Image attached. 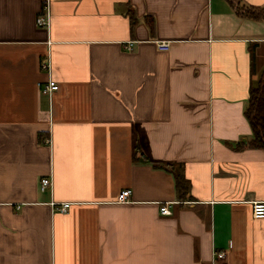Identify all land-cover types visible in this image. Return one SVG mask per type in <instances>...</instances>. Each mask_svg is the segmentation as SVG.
I'll list each match as a JSON object with an SVG mask.
<instances>
[{
    "label": "crops",
    "instance_id": "0c3cea01",
    "mask_svg": "<svg viewBox=\"0 0 264 264\" xmlns=\"http://www.w3.org/2000/svg\"><path fill=\"white\" fill-rule=\"evenodd\" d=\"M243 8L264 0H0V264H264L244 116L264 19Z\"/></svg>",
    "mask_w": 264,
    "mask_h": 264
},
{
    "label": "trees",
    "instance_id": "16d2710c",
    "mask_svg": "<svg viewBox=\"0 0 264 264\" xmlns=\"http://www.w3.org/2000/svg\"><path fill=\"white\" fill-rule=\"evenodd\" d=\"M241 13H243V16L254 20L264 19L263 8H247ZM133 24L134 19L131 20V25L133 26ZM244 116L250 126L252 135L251 140L247 144L248 147L264 151V69L257 83L249 88ZM169 170V173L174 178L176 197L178 200H184L187 194L188 181L181 170L173 168V166H170Z\"/></svg>",
    "mask_w": 264,
    "mask_h": 264
},
{
    "label": "built area",
    "instance_id": "2783aa9c",
    "mask_svg": "<svg viewBox=\"0 0 264 264\" xmlns=\"http://www.w3.org/2000/svg\"><path fill=\"white\" fill-rule=\"evenodd\" d=\"M36 25L39 27H45L48 28L49 26V9L47 4L43 5L38 14L36 15ZM156 47L159 50H167L168 49V44L165 42H157ZM126 50L130 51L131 50V44L125 45L124 47ZM40 70L45 72L48 75V79L45 83L40 84V93L43 96H46L48 99L49 103H51V98L52 95L58 90V84L53 81L50 78V73H51V63H50V56L46 55L44 59H42L40 63ZM50 180L47 178H44L40 181V189L43 191L47 187L50 186ZM129 197H130V191H122L118 194L117 196V203L121 204H127L129 203ZM68 205L67 204H62L59 207V210L61 212H65L67 209ZM159 211L162 215H169L170 212L168 210L167 205H163L159 208ZM251 216L253 219H263L264 218V202H254L251 207ZM224 257V253H218L217 258H222Z\"/></svg>",
    "mask_w": 264,
    "mask_h": 264
},
{
    "label": "rangeland",
    "instance_id": "374dc122",
    "mask_svg": "<svg viewBox=\"0 0 264 264\" xmlns=\"http://www.w3.org/2000/svg\"><path fill=\"white\" fill-rule=\"evenodd\" d=\"M246 8H243L242 10H245ZM175 171V169H173Z\"/></svg>",
    "mask_w": 264,
    "mask_h": 264
}]
</instances>
